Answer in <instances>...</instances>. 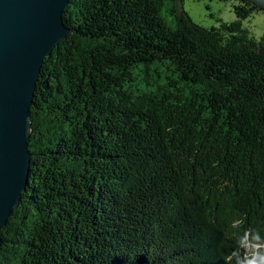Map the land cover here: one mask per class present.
Instances as JSON below:
<instances>
[{"label":"trees","instance_id":"obj_1","mask_svg":"<svg viewBox=\"0 0 264 264\" xmlns=\"http://www.w3.org/2000/svg\"><path fill=\"white\" fill-rule=\"evenodd\" d=\"M233 1L237 20L209 28L177 0H70L0 264H242L244 244L264 249V34L242 27L264 8Z\"/></svg>","mask_w":264,"mask_h":264},{"label":"water","instance_id":"obj_2","mask_svg":"<svg viewBox=\"0 0 264 264\" xmlns=\"http://www.w3.org/2000/svg\"><path fill=\"white\" fill-rule=\"evenodd\" d=\"M264 8V0H253ZM70 0H0V250L29 181L31 105L45 58L71 32Z\"/></svg>","mask_w":264,"mask_h":264},{"label":"rangeland","instance_id":"obj_3","mask_svg":"<svg viewBox=\"0 0 264 264\" xmlns=\"http://www.w3.org/2000/svg\"><path fill=\"white\" fill-rule=\"evenodd\" d=\"M190 17L205 27L219 26L220 20L234 22L237 16L233 8V0H177ZM165 19L172 24L173 16L166 9L162 11ZM242 27L248 31L251 38L260 39L264 34V12H256L242 20ZM249 244H244V254L250 257L242 264H264V249H250Z\"/></svg>","mask_w":264,"mask_h":264}]
</instances>
